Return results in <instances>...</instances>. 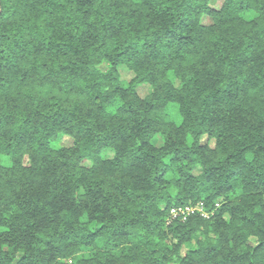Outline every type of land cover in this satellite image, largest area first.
Wrapping results in <instances>:
<instances>
[{
    "label": "trees",
    "instance_id": "16d2710c",
    "mask_svg": "<svg viewBox=\"0 0 264 264\" xmlns=\"http://www.w3.org/2000/svg\"><path fill=\"white\" fill-rule=\"evenodd\" d=\"M211 1L0 0V264H264V0Z\"/></svg>",
    "mask_w": 264,
    "mask_h": 264
},
{
    "label": "rangeland",
    "instance_id": "374dc122",
    "mask_svg": "<svg viewBox=\"0 0 264 264\" xmlns=\"http://www.w3.org/2000/svg\"><path fill=\"white\" fill-rule=\"evenodd\" d=\"M211 5L218 6L219 5V2H217V0H212L211 1ZM252 15L253 14H251V13H247L245 15V17H251ZM209 21H210V18L209 17H207V16H204L203 17V22H207L208 23ZM130 76H131V74L129 72H127V71H123L122 72V77L123 78L127 79ZM141 85H147L148 86V84H145V83L144 84H141ZM147 92H148V88H146V87H143V88H140L139 89V93L141 95H144ZM169 112H170V114L174 115L175 114V108L171 107L170 110H169ZM152 142L155 145H159L160 144V137H159V135H155L153 137V139H152ZM70 143H71L70 138H68L67 136H61L58 139L52 141V144L51 145H52V147H55L56 148V147H60V146H63V145H69ZM1 161H2V164H4V165H8L9 164V159L7 157H2V160ZM196 204H188V205L195 206ZM70 263L71 264H74V261L73 260H70Z\"/></svg>",
    "mask_w": 264,
    "mask_h": 264
},
{
    "label": "built area",
    "instance_id": "2783aa9c",
    "mask_svg": "<svg viewBox=\"0 0 264 264\" xmlns=\"http://www.w3.org/2000/svg\"><path fill=\"white\" fill-rule=\"evenodd\" d=\"M198 213L201 217L207 218L209 217V213L204 209L202 203H197L195 206L193 205H185V206H175L172 207L169 211L170 220L179 219L181 221L186 220L189 216Z\"/></svg>",
    "mask_w": 264,
    "mask_h": 264
}]
</instances>
